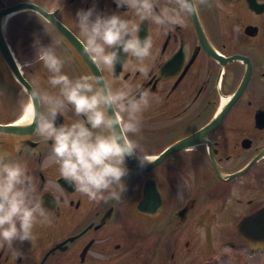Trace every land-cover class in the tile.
Returning <instances> with one entry per match:
<instances>
[{"label":"flooded vegetation","instance_id":"obj_1","mask_svg":"<svg viewBox=\"0 0 264 264\" xmlns=\"http://www.w3.org/2000/svg\"><path fill=\"white\" fill-rule=\"evenodd\" d=\"M89 8L134 15L116 0H0V153L27 165L54 216L14 243L18 255L0 248V264H264V0H209L166 33L142 21L138 35L154 42L147 75L126 54L110 74L85 53L76 19ZM55 39L70 77L152 94L139 137L153 161L128 159L120 201L81 195L46 164L52 142L24 123L34 76L57 91L37 60ZM75 119L69 108L55 123Z\"/></svg>","mask_w":264,"mask_h":264},{"label":"clouds","instance_id":"obj_2","mask_svg":"<svg viewBox=\"0 0 264 264\" xmlns=\"http://www.w3.org/2000/svg\"><path fill=\"white\" fill-rule=\"evenodd\" d=\"M116 4L134 10L133 17L101 15L93 8L77 12L84 51L110 74L124 60L123 53L135 59V68L147 75L154 42L150 36L138 35L141 22L151 21L166 33L176 26H186V18L198 15L209 0H164L163 6L161 0H116ZM61 44L55 39L39 47L37 60L50 73L47 84L57 91L42 87L34 76L31 91L23 89L27 98L21 105L26 113L24 123H35L39 136L52 142L46 164L58 165L60 175L81 195L92 202L120 201L127 192L128 159H135L141 168L153 161L139 137L152 94L122 78L120 86L114 87L102 75L70 77L63 71L70 57L57 54ZM69 108L77 119L57 126L58 114ZM16 150H20L19 144ZM178 195L182 198V191ZM53 222L54 216L43 205L27 165L0 153V248L7 246L18 255L15 242L31 241L38 224Z\"/></svg>","mask_w":264,"mask_h":264},{"label":"water","instance_id":"obj_3","mask_svg":"<svg viewBox=\"0 0 264 264\" xmlns=\"http://www.w3.org/2000/svg\"><path fill=\"white\" fill-rule=\"evenodd\" d=\"M13 126H10V128H12ZM1 128H9V127H1ZM249 221V220H248ZM248 223V222H247ZM247 236L246 237H249V233L246 234Z\"/></svg>","mask_w":264,"mask_h":264}]
</instances>
